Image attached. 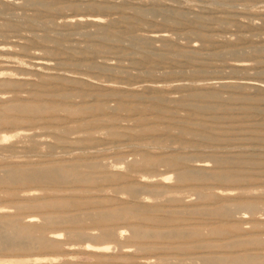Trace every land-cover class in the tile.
Wrapping results in <instances>:
<instances>
[{"label":"rangeland","instance_id":"374dc122","mask_svg":"<svg viewBox=\"0 0 264 264\" xmlns=\"http://www.w3.org/2000/svg\"><path fill=\"white\" fill-rule=\"evenodd\" d=\"M14 166L80 176L4 183ZM43 197L86 216L48 224L26 206ZM120 199L146 204L151 220L98 222ZM5 210L23 226L34 216L35 236L59 242L0 250V264H206L198 253L212 251L224 264H249L246 255L264 264V0H0ZM176 223L195 238L224 239L174 251L133 231ZM79 227L95 237H77Z\"/></svg>","mask_w":264,"mask_h":264},{"label":"bare ground","instance_id":"6f19581e","mask_svg":"<svg viewBox=\"0 0 264 264\" xmlns=\"http://www.w3.org/2000/svg\"><path fill=\"white\" fill-rule=\"evenodd\" d=\"M84 20H85L84 18H79V21H84ZM87 20L93 23H96V24H99L100 22H102V20H100L98 17L87 18ZM36 110L40 111L41 109L38 107V109L36 108ZM93 120H94L93 118H84L83 122L88 123V122H92ZM199 166H200V170H205L208 165L206 163H203V164H200ZM70 175L74 177L80 176L78 172H72L71 174H69L68 171H66L64 168L59 167V166L52 167V168L32 167L30 169L14 166V168L9 169L7 171V175L4 177L3 182L4 183H26V182L42 183V182H45L48 184L63 183L70 178L69 177ZM179 177L182 180L186 177V175H184L183 173V175L181 174ZM84 178H86L87 181H93V178H91L90 176H85ZM105 178L108 179L109 176H105ZM221 178H223L224 180H231L233 176L227 174V175H222ZM53 198L52 199H49L48 197L36 198L33 200V202H31V204H27L26 206L38 209L42 213L44 219L46 220L48 224L67 223V222H73L77 224L82 223V219L86 216V213L84 212H81V214L77 213L79 211V208L77 207L71 208L72 205L71 203H69V201L59 200L60 198L58 200H54ZM125 203L126 202L120 199L118 202H116V204H111L110 206H116V207L119 206V207L113 208L112 210L108 212H100L98 222L119 221V220H125L128 218L131 219V218H137V217L142 220H151L147 217L142 216L145 212H144V209L141 207L145 206L146 204L124 206ZM26 206L20 205L19 207L25 208ZM247 208L249 210H255L257 206L255 204H251V205H247ZM8 211L5 210V211L0 212V250L28 251L29 249L28 244L30 243L27 244V240H30V239H33V241L34 240L36 241L34 247L37 246L39 249L56 247L57 243L59 242L58 237H53L52 239L47 240L44 237L35 236L34 228H32L33 225L36 224L35 223L36 220L34 219V216H31V219L29 220L30 224L28 226H23L20 224L21 223L20 219L15 217L14 215H11ZM86 229L87 228L79 227L77 231H75V235L77 237H84V236L95 237L94 234L87 231ZM133 231H134V235L139 239H146L149 237L164 239L168 244L172 245V250L174 251L175 250L183 251V249L187 250L192 247H196V248L199 247L202 249L214 248L216 243L213 242L212 240H217V243H220V242L222 243L224 239V238H219V237H215L216 239H211V240L195 238L193 232H191L187 228H184L182 224H178V223L173 224L170 230L169 229L168 230H160V229L152 230V229L146 228V226L144 227L140 225V226H133ZM105 235H110L114 238L118 237V233L116 231H113L112 229H110L107 233H105ZM245 242L246 241L242 243L240 242L238 245L245 244ZM86 249L91 252L103 254L104 252H108L109 249H112V248L110 246L103 245V244H98V245L88 244ZM198 254L201 256L203 262L206 264H224L225 258L222 256H218L216 251H212L210 252V254H207V255L203 253H198ZM104 257L108 259V261H111L109 257L107 258L106 255H104ZM239 258L246 259L247 261H249L248 262L249 264H251L253 262V259H255V257L252 255H246L243 257H239ZM109 263L112 264L113 262H109ZM4 264H7V263H4Z\"/></svg>","mask_w":264,"mask_h":264}]
</instances>
